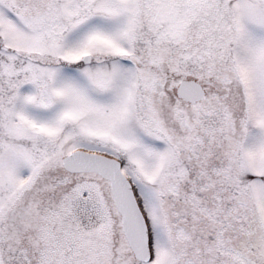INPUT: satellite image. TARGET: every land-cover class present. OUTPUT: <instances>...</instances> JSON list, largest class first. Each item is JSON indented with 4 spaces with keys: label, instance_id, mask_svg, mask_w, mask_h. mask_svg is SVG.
<instances>
[{
    "label": "snow or ice",
    "instance_id": "6c2138e0",
    "mask_svg": "<svg viewBox=\"0 0 264 264\" xmlns=\"http://www.w3.org/2000/svg\"><path fill=\"white\" fill-rule=\"evenodd\" d=\"M0 264H264V0H0Z\"/></svg>",
    "mask_w": 264,
    "mask_h": 264
}]
</instances>
